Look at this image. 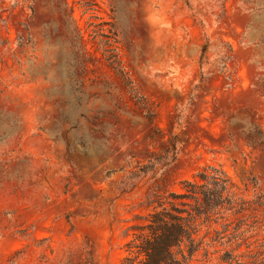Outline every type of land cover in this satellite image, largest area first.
Segmentation results:
<instances>
[{
    "label": "rangeland",
    "instance_id": "rangeland-1",
    "mask_svg": "<svg viewBox=\"0 0 264 264\" xmlns=\"http://www.w3.org/2000/svg\"><path fill=\"white\" fill-rule=\"evenodd\" d=\"M206 167L264 194V0H0V264H121ZM256 219L192 264H259Z\"/></svg>",
    "mask_w": 264,
    "mask_h": 264
},
{
    "label": "trees",
    "instance_id": "trees-1",
    "mask_svg": "<svg viewBox=\"0 0 264 264\" xmlns=\"http://www.w3.org/2000/svg\"><path fill=\"white\" fill-rule=\"evenodd\" d=\"M232 188L226 171L206 167L192 180L182 183V193H153L148 201L151 211L144 224L131 228L132 239L126 245L127 254L121 264H192L204 243L201 233L216 226L228 227L230 219L239 215L242 207L256 215L258 230L264 232V194L252 202L240 203L234 198ZM239 237L230 247L244 238L243 234ZM261 247L263 255L258 263L264 264V243ZM223 261L242 264L231 252L226 253ZM92 264H97L94 256Z\"/></svg>",
    "mask_w": 264,
    "mask_h": 264
}]
</instances>
